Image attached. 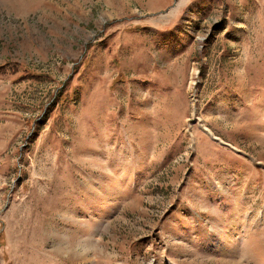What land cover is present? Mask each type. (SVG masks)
<instances>
[{
    "label": "rangeland",
    "instance_id": "rangeland-1",
    "mask_svg": "<svg viewBox=\"0 0 264 264\" xmlns=\"http://www.w3.org/2000/svg\"><path fill=\"white\" fill-rule=\"evenodd\" d=\"M0 264H264V0H0Z\"/></svg>",
    "mask_w": 264,
    "mask_h": 264
}]
</instances>
